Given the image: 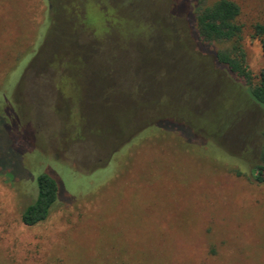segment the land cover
Here are the masks:
<instances>
[{
    "label": "rangeland",
    "instance_id": "rangeland-1",
    "mask_svg": "<svg viewBox=\"0 0 264 264\" xmlns=\"http://www.w3.org/2000/svg\"><path fill=\"white\" fill-rule=\"evenodd\" d=\"M215 1L0 0V264H264V107L188 20ZM234 1L257 79L264 0Z\"/></svg>",
    "mask_w": 264,
    "mask_h": 264
},
{
    "label": "trees",
    "instance_id": "trees-1",
    "mask_svg": "<svg viewBox=\"0 0 264 264\" xmlns=\"http://www.w3.org/2000/svg\"><path fill=\"white\" fill-rule=\"evenodd\" d=\"M240 14L241 7L234 0H216L210 5L198 6L189 14L188 20L192 22V37L199 49L204 46L212 47L210 52H207L213 55L216 65L242 79L249 86L251 100L264 107V67L256 79L247 63ZM253 36L260 40L264 53V23L254 24ZM166 122L172 127L165 128L178 130L177 123ZM262 161L263 163H258L252 168L256 181L260 183L264 182V160ZM58 200L59 186L56 179L49 174L40 175L37 197L23 211V223L32 226L45 221Z\"/></svg>",
    "mask_w": 264,
    "mask_h": 264
}]
</instances>
